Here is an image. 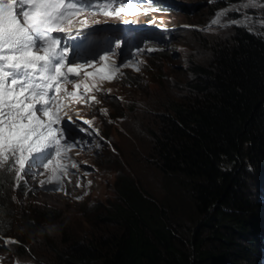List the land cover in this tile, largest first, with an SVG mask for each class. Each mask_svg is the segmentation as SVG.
<instances>
[{
    "label": "trees",
    "instance_id": "trees-1",
    "mask_svg": "<svg viewBox=\"0 0 264 264\" xmlns=\"http://www.w3.org/2000/svg\"><path fill=\"white\" fill-rule=\"evenodd\" d=\"M247 1L203 7L254 12ZM255 11L264 17V6ZM241 17L233 12L230 20ZM222 29L224 35L199 40L209 59L190 66L192 78L180 85L183 101L166 102L149 115L147 157L161 175L165 198L119 173L116 198L94 213L104 231L55 240L41 229L49 264H264V213L255 215L262 204L248 191L249 182H264V38L234 24ZM9 187L8 177L0 176V238L10 237L13 226ZM28 212L34 226L57 210ZM10 238L15 256L27 258L29 246Z\"/></svg>",
    "mask_w": 264,
    "mask_h": 264
},
{
    "label": "rangeland",
    "instance_id": "rangeland-1",
    "mask_svg": "<svg viewBox=\"0 0 264 264\" xmlns=\"http://www.w3.org/2000/svg\"><path fill=\"white\" fill-rule=\"evenodd\" d=\"M3 18L0 19V39L6 36L1 25L9 23L11 28H24L29 21L22 17L24 8L17 2L0 0ZM184 5L177 8L172 2V8L168 13H159L150 18L140 19L146 25H162L170 29L169 38L163 29L159 31L163 41L156 48L158 57L144 59L142 71L132 75L122 83H112L106 86L102 96L105 105H99L96 110L89 109L88 116L93 119L91 128L95 134L96 142L100 143L92 156L85 158L90 164L86 171H82L85 186L73 188L72 195L68 197L47 195L36 190L23 193L17 189L16 184L9 187L14 191L12 204L15 211L12 213L13 226L10 233L5 236L17 238L29 246V256L19 259L15 256L10 242L0 238V264H45L50 261V249L45 238L39 236L42 228H47L46 235L59 240L66 235L68 237H82L89 233H100L106 229L100 221L94 217V213L116 198L115 180L119 173L133 176L140 187L157 199L165 198L163 181L158 169L154 168L147 157L150 135L147 129L152 125L151 113L164 110L165 103L171 101H183L180 85L192 78L189 71L193 63H205L209 54L202 52L203 48L199 40L216 35H224L227 26L236 24L239 27L248 28L264 38V17L256 13L255 9L264 6V2L248 0V6L234 5L220 7H203L205 3H217L218 0H178ZM238 12L242 15L238 21L230 20V15ZM196 27L194 29L189 27ZM150 34L146 26L137 31ZM153 31V32H154ZM194 31L200 32L198 38ZM158 44V43H155ZM15 66L28 67L22 70L17 68L13 80L19 84L17 91H11L5 87L0 92V100H14L28 98L26 108L37 112L40 122L45 128H50V117L53 112L52 102L46 100L41 94L44 84L42 70L35 63L30 53L11 59ZM0 75L3 73V64H0ZM93 172L91 175L90 173ZM264 176V174H262ZM264 180V179H263ZM262 180V181H263ZM86 181H90L87 183ZM248 191H256L254 201L262 205L256 209L255 215L264 213V182L258 186L255 182H249ZM256 187V189H254ZM92 190V192H91ZM91 192V194H90ZM249 196V194H248ZM261 197V198H260ZM258 200V201H257ZM54 209L56 214L45 219L37 218L38 225H30L27 217L29 210L33 208ZM36 229V233L34 230ZM197 234V233H195ZM258 255H263L260 250Z\"/></svg>",
    "mask_w": 264,
    "mask_h": 264
},
{
    "label": "clouds",
    "instance_id": "clouds-1",
    "mask_svg": "<svg viewBox=\"0 0 264 264\" xmlns=\"http://www.w3.org/2000/svg\"><path fill=\"white\" fill-rule=\"evenodd\" d=\"M33 1L49 2L45 13L50 9L56 10L54 15L47 14L49 21L45 24L44 32H53L61 36L64 31L76 32L85 26L88 27L82 29V33L91 32L90 38L74 40L76 49L73 52L67 47L52 50L55 60L59 63L64 60L71 62L74 57L82 56L95 62L97 71L104 72L105 75L98 83L94 80L76 83L65 95L59 94L53 84L47 82L45 89L43 87L41 91L46 100L52 102L53 112L50 117V128L47 129L40 122L37 112L25 107L27 103L30 105L28 98L16 102L8 99L0 101V116L14 111L30 122L31 126L26 130L31 140L30 146L38 149L41 156V160L34 164L30 162L28 164L27 160L20 159L14 164L10 175L0 176L8 177L10 186L16 184L19 177H23L24 183L17 185V189L26 194L36 190L47 195L68 197L72 195L74 187L79 189L85 186L82 171H86L90 164L85 158L90 159L92 153L100 146L92 131L93 119L88 116V110H96L100 104L107 106L102 96L106 86L122 83L132 75L140 73L144 59L154 57L156 48L163 41L160 32L154 31L155 29H163L167 38L171 35L170 29L162 25L140 24V19L168 13V9L172 8V2L179 5L177 8H182L183 4L178 0H65L60 4L52 3V0ZM0 4L4 5L1 1ZM66 8L75 14L69 15L67 11L62 14L59 11ZM2 16L0 7V17ZM142 26H146L150 34L142 30L137 31ZM56 28L63 31L55 30ZM13 39L16 43L12 46V53L7 55L8 59L14 58L24 44V39L19 35H15ZM2 40L0 39V42ZM89 42L96 44V47H89ZM79 44L81 46L78 47ZM65 53L69 56L64 57ZM74 53L76 54L71 56ZM3 68L7 70L6 66ZM19 69L25 74L24 69L28 70V67L22 66ZM0 84L11 86V91H17L19 86L13 77L10 80L0 77ZM17 135L25 136L22 132ZM0 136L8 141L0 144V149L3 152L15 151V146L10 140L11 131L6 129L5 124L0 125ZM91 177L93 178L92 175ZM11 192L12 195L15 193ZM2 239L9 242L11 240L10 237ZM10 246L13 249L11 243Z\"/></svg>",
    "mask_w": 264,
    "mask_h": 264
},
{
    "label": "bare ground",
    "instance_id": "bare-ground-1",
    "mask_svg": "<svg viewBox=\"0 0 264 264\" xmlns=\"http://www.w3.org/2000/svg\"><path fill=\"white\" fill-rule=\"evenodd\" d=\"M62 41L61 40H59V43H61ZM66 43H65V45H66V47L67 48H70L71 49V51L73 52L76 48L74 47L75 45H74V43H75V41L74 40H68V41H65ZM57 196V195H56Z\"/></svg>",
    "mask_w": 264,
    "mask_h": 264
}]
</instances>
